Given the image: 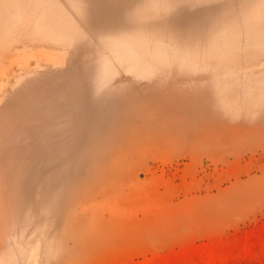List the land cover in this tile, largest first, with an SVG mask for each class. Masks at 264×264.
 <instances>
[{
    "label": "rangeland",
    "instance_id": "374dc122",
    "mask_svg": "<svg viewBox=\"0 0 264 264\" xmlns=\"http://www.w3.org/2000/svg\"><path fill=\"white\" fill-rule=\"evenodd\" d=\"M0 264H264V0H0Z\"/></svg>",
    "mask_w": 264,
    "mask_h": 264
}]
</instances>
